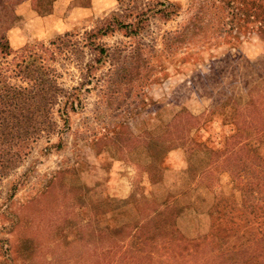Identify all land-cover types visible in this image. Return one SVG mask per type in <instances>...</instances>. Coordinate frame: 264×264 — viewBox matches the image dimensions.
Listing matches in <instances>:
<instances>
[{
  "label": "rangeland",
  "instance_id": "1",
  "mask_svg": "<svg viewBox=\"0 0 264 264\" xmlns=\"http://www.w3.org/2000/svg\"><path fill=\"white\" fill-rule=\"evenodd\" d=\"M261 18L264 0H0L14 65L76 89L0 181V264H257L264 220L231 171L264 159Z\"/></svg>",
  "mask_w": 264,
  "mask_h": 264
},
{
  "label": "trees",
  "instance_id": "2",
  "mask_svg": "<svg viewBox=\"0 0 264 264\" xmlns=\"http://www.w3.org/2000/svg\"><path fill=\"white\" fill-rule=\"evenodd\" d=\"M6 6L8 4L2 5L1 10ZM110 25L112 24H109L105 30L100 29L98 32L102 33L101 35H106ZM117 25L121 28H130L129 25H124L119 21ZM8 26L7 20H4L0 25V181L12 174L30 154L37 142L43 138H50L54 134L59 135L60 132L54 115L57 114L66 124L68 112L75 110L73 97L76 91V89H72L69 92L56 83V79L44 78L43 73L36 71L33 63H26L24 66L22 63L14 65V59H9L10 44L6 36L9 30ZM256 32L264 37V18H261ZM89 43L95 49L99 48L90 38ZM100 53H105V50L100 48ZM15 78H19V84L12 82ZM55 107H57L56 110H54ZM247 158L250 161L245 160L248 163L249 172H244V175L240 174L238 177V169L235 167L231 174L241 186L242 204L258 211L259 216H262L264 220V159L253 154ZM8 185L10 187L7 189L8 192L4 201L7 203L4 208L5 211L10 207V200L14 197L16 189L12 183ZM259 232L264 237V229L259 230ZM260 242L261 239H255L251 243V249L255 248L256 251L252 252V258L256 259L254 261L257 264H264V247ZM9 253L10 248L8 247L4 250V254ZM136 253L137 256L135 257H140V259L147 255L146 251L142 254L140 249ZM6 256L4 255V257ZM97 257L95 256V258ZM103 261L104 258L99 261L93 260L96 264H104ZM113 264H118V260Z\"/></svg>",
  "mask_w": 264,
  "mask_h": 264
}]
</instances>
